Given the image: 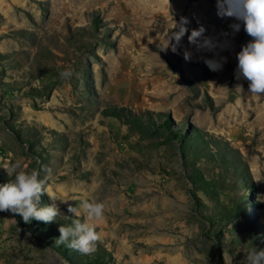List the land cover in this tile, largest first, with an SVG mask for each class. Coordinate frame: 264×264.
Wrapping results in <instances>:
<instances>
[{"label": "rangeland", "instance_id": "rangeland-1", "mask_svg": "<svg viewBox=\"0 0 264 264\" xmlns=\"http://www.w3.org/2000/svg\"><path fill=\"white\" fill-rule=\"evenodd\" d=\"M164 3L139 27L113 2L0 0V185L20 160L69 216L0 211V264H244L264 249V95L237 79L252 38L217 0ZM181 17L177 52L162 51ZM83 200L105 205L90 255L56 242Z\"/></svg>", "mask_w": 264, "mask_h": 264}, {"label": "clouds", "instance_id": "clouds-1", "mask_svg": "<svg viewBox=\"0 0 264 264\" xmlns=\"http://www.w3.org/2000/svg\"><path fill=\"white\" fill-rule=\"evenodd\" d=\"M217 14L221 17H232L237 21H242L245 32L252 38L250 42L242 46L237 54L238 75H242L249 81V92L253 95H264V0H217ZM187 18L181 17L179 22L168 33L167 47L176 53L182 37L187 33ZM234 32L240 29L239 24L230 25ZM205 29L201 26L198 30H192L188 36L189 43L196 44ZM174 41V43H173ZM200 47H207L210 50L215 47L210 39H205ZM185 60L190 58L185 52ZM206 65L212 71L221 69L222 64L217 60H205ZM75 74V69H68L60 73L61 78L69 79ZM242 88V86H237ZM10 177L7 183L0 185V211H10L19 215L25 223H30L33 219L45 223H51L57 217L68 219L64 216L55 200L62 203L68 200L52 197L48 194L46 184L39 178V172L33 170L28 172L22 168L20 160H16L8 167L4 168ZM47 193L54 202L48 206L40 205L41 195ZM82 208L86 219H77L81 215L76 206L69 205L68 212L72 214L69 225L61 224L58 231L57 243H67L69 247L82 254L90 255L96 251L97 243L101 236L96 231L95 224L90 221H99L104 217L105 205L102 202L83 200ZM30 235V234H29ZM244 264H264V249L253 246L250 250L244 251Z\"/></svg>", "mask_w": 264, "mask_h": 264}, {"label": "bare ground", "instance_id": "bare-ground-1", "mask_svg": "<svg viewBox=\"0 0 264 264\" xmlns=\"http://www.w3.org/2000/svg\"><path fill=\"white\" fill-rule=\"evenodd\" d=\"M88 2L92 3V5L101 4L102 2L116 3L119 6L118 10L124 13H129L131 18L137 21L139 27L143 25L144 21H161L164 17V12L166 8L164 0H85V3ZM230 47L231 46H229V48ZM226 48L228 51L229 48ZM226 55V51H223L222 56L220 58V61L222 63H227L225 57Z\"/></svg>", "mask_w": 264, "mask_h": 264}]
</instances>
